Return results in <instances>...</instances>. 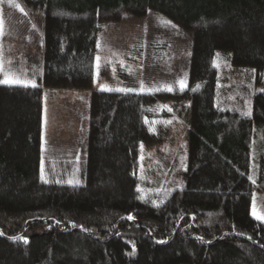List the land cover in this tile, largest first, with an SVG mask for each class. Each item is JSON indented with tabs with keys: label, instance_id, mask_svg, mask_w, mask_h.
<instances>
[{
	"label": "trees",
	"instance_id": "trees-1",
	"mask_svg": "<svg viewBox=\"0 0 264 264\" xmlns=\"http://www.w3.org/2000/svg\"><path fill=\"white\" fill-rule=\"evenodd\" d=\"M22 1L43 13L44 69L35 87L0 84V264H264V0ZM153 12L190 40L183 88L95 89L101 26ZM45 88L93 91L82 184L45 173ZM181 118L183 187L145 192L143 155ZM206 139L241 151L248 178L204 179Z\"/></svg>",
	"mask_w": 264,
	"mask_h": 264
},
{
	"label": "rangeland",
	"instance_id": "rangeland-1",
	"mask_svg": "<svg viewBox=\"0 0 264 264\" xmlns=\"http://www.w3.org/2000/svg\"><path fill=\"white\" fill-rule=\"evenodd\" d=\"M0 21L3 22L0 57L2 54V59H5L7 50L15 53L11 63L2 64L1 73L5 72L4 67L7 66L10 73L5 72L4 75L13 76L19 81L37 76L29 65H33L40 54L43 57V13L30 10L22 0H5ZM101 27L97 36L100 78L95 82V89L107 86L106 89L118 90L139 82L138 85H143L147 90L163 91L176 83L187 81L190 40L162 15L153 12L142 19L128 18L120 23L103 24ZM92 92L45 88L43 163L45 173L52 175L54 179L61 181L64 178L67 183L71 181L70 184H82L79 177L87 154ZM208 101L207 116L210 125L207 129L210 133L212 124L216 125L218 117H223L216 116L210 98ZM165 109L169 111L171 105H165ZM169 123L174 126L169 140L158 148L146 150L143 155L140 178L145 192L163 190L169 195L174 189L183 187L188 159L186 122L181 118L179 122L170 120ZM217 127L222 128L221 125ZM205 145L204 179L214 185L225 186L247 177L249 171L246 170V158L241 151H234V147L228 146V154L225 156L214 148L210 140L206 139ZM239 160H243L241 165H238ZM254 199L257 212L264 214V192L255 191Z\"/></svg>",
	"mask_w": 264,
	"mask_h": 264
},
{
	"label": "crops",
	"instance_id": "crops-1",
	"mask_svg": "<svg viewBox=\"0 0 264 264\" xmlns=\"http://www.w3.org/2000/svg\"><path fill=\"white\" fill-rule=\"evenodd\" d=\"M42 41H43V44H42V52H43V49H44V46H45L44 34H43ZM0 51H1V48H0ZM42 55H43V57L40 54V56H39V58L37 59L36 62L33 61V65H31V64L29 65L30 70H32V71L34 70V74L36 73L37 76H35L33 74L34 75L33 78L23 79V81H21L22 83H14V84H7V85L32 86L33 84H35V85L39 84V82L42 80V77H43L44 52H43ZM14 58H15L14 51L7 50V57L5 56V59L4 58L2 59V54H1V57H0V76H1L0 77V84H6V83L2 82L5 79H15L13 76L4 75L5 72H9L10 73V68H8L7 66L4 67V71L5 72L1 73L2 70H3L2 69V67H3L2 64L8 65L9 63H11V59H14ZM17 60L19 61L20 59L17 58Z\"/></svg>",
	"mask_w": 264,
	"mask_h": 264
},
{
	"label": "snow or ice",
	"instance_id": "snow-or-ice-1",
	"mask_svg": "<svg viewBox=\"0 0 264 264\" xmlns=\"http://www.w3.org/2000/svg\"><path fill=\"white\" fill-rule=\"evenodd\" d=\"M21 11H23V8H21ZM2 34H3V22L0 21V35ZM97 61L99 62V57H97ZM97 66L99 67V64ZM2 82L6 84L22 83L21 81L16 80V79H5ZM179 83L181 84V88H183L184 86L183 82H179ZM32 86L35 87L36 85L33 84ZM102 88H107V86H102ZM108 90H112V89H108ZM167 90L172 91V88L169 86ZM118 91H131V90L118 89ZM169 111H171V109H169ZM69 183H71V181H69ZM253 216H255L258 220L264 221V214H260L257 212L256 207H255V202L253 203ZM128 218L133 219V217L131 216H129Z\"/></svg>",
	"mask_w": 264,
	"mask_h": 264
}]
</instances>
